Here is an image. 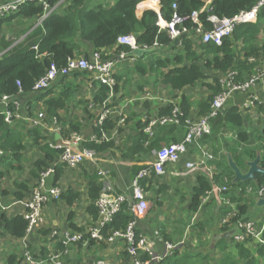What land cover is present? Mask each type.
<instances>
[{"label": "crops", "instance_id": "0c3cea01", "mask_svg": "<svg viewBox=\"0 0 264 264\" xmlns=\"http://www.w3.org/2000/svg\"><path fill=\"white\" fill-rule=\"evenodd\" d=\"M114 1L93 0L92 5L98 3L110 5ZM147 1H143L137 7L139 17L145 10L150 9L148 6L139 8L142 4H148ZM211 1L205 0V3L211 4ZM1 2L3 0H0ZM67 5V3L61 4L55 11L63 14ZM156 5L160 12V4L157 2ZM34 22L35 24L25 34H21L19 38L13 36L11 39H16V43L22 41L39 26L40 21ZM23 23L25 25L22 26L15 23V30H21L32 24L30 21ZM42 34L40 33L38 37ZM186 37L195 44L202 42V37L196 36L194 32L188 33ZM261 38L262 40L264 38V26ZM172 43L167 47H161L159 43L154 47H146L154 49L140 57L135 56L134 62L125 60L118 63L115 68L114 93L112 96L108 93L106 104L105 101L99 102L96 99L102 84L93 81L90 74L85 71H82L83 74H78L81 71H77L68 76L58 77L48 90L22 92L18 95L20 104L29 116L37 117L39 112H44L46 117L37 127L30 126L26 120L8 124L10 129L20 136L26 149L21 151L20 157H17L13 151L1 148L3 154L0 156V171L5 175L0 182V220L4 214L12 217L21 210L19 205L12 206L9 210L3 209L2 206H11L17 200L23 198L25 200L29 197V192L38 179L35 175V172H38L35 167L37 160L45 159L48 164L46 169L55 166V172L48 177L46 185L47 188L52 186L60 188L61 195L58 199L49 197L43 207L46 223L34 232L29 240L31 249L39 256L47 255L59 247L60 238L52 237L54 230L61 232L69 229L84 230L95 223L98 213L96 200L91 198V188L93 183L101 184L98 174L100 169L108 172L116 190L130 197L132 180L136 174L135 168L152 162L160 148L181 141L186 134L184 123L171 122L154 127L153 135H149L140 128V126L144 128L147 124L146 119L164 115L163 112L170 105L169 100L178 103L185 111L184 97H188L192 104L188 115L195 119L203 116L199 105L210 92L207 87L197 84L182 90H174L162 81V71L166 69L156 66L152 68V64L160 56L172 57L173 53L183 49V41L174 40ZM88 50L92 52L91 44H88ZM151 53L154 54L150 55ZM137 64L142 69H137ZM207 73L218 77L222 75L218 71ZM256 91L264 102L263 90L257 88ZM245 97L246 95L241 92L234 94L227 107L236 106L240 110ZM59 98H63L65 105L48 113V102ZM106 111H108L107 119H117L116 128L108 131L115 142L114 148L97 152L96 162L85 160L77 168L63 165L59 162L58 156L52 161L47 159L43 146L60 142L71 131L80 133L85 141L91 140V137L96 135L100 117ZM32 130L39 134V141L31 133ZM141 131L147 135V140L143 145H134ZM1 135L0 132V137ZM219 137L221 139L222 133ZM225 137L232 138V134L225 133ZM204 138L190 146L179 162L168 164L165 175H155L142 182L149 208L137 222L138 233L147 236L153 244L154 252L159 256L164 255L166 251L165 242L178 245L163 260L153 261L151 264H220L227 259V255L230 256L231 261H239V264H243L239 255L240 243L234 242L232 238V234L236 231L231 225L228 227L223 224L227 209L224 192L207 193L201 198L202 204L198 211L191 210L195 187L198 186V175L208 176L206 170L212 165L215 166V175L218 171L212 151L216 142L207 139L209 143L203 141ZM209 153L214 156V160L208 157ZM224 153L227 159L230 155L234 161L230 151L226 150ZM188 161L194 163V168H187ZM18 183H24L26 186L19 187ZM70 193L74 196H70ZM254 193L257 194L256 189ZM258 213L260 215L253 218L264 217V211ZM0 233L3 234L0 235V264H9L12 255L17 257L18 264H22L19 238L6 234L2 225H0ZM247 247L254 253L259 264H264V255H258L251 246L247 245ZM98 259L108 260L112 264H132L122 239L113 242L88 240L87 243L71 245L70 252L63 258L64 264H96Z\"/></svg>", "mask_w": 264, "mask_h": 264}, {"label": "trees", "instance_id": "16d2710c", "mask_svg": "<svg viewBox=\"0 0 264 264\" xmlns=\"http://www.w3.org/2000/svg\"><path fill=\"white\" fill-rule=\"evenodd\" d=\"M5 1L9 0H3V2ZM43 1L51 9L54 8L44 19L42 17L45 13V7L40 1L25 3L17 12L0 16V99L3 95L18 96L20 94L18 81L21 83L23 93L32 92L35 82L47 73L52 64L63 67L69 58L85 55L90 57L94 51H100L104 59H111L120 51H129L128 46L119 44L118 37L121 35L134 34L137 44L142 47H154L156 43H159L161 47L171 46L173 43L168 32L166 30L160 31L157 25L159 18L170 21L174 13L187 16L205 5V0H158L160 3L159 13L153 9H147L139 17L137 7L145 0H115L110 5L102 3L92 5L93 0ZM255 2L256 0H212L211 11L202 12L200 21L206 30L212 29L213 24L207 19L210 13L219 17H231L241 10L251 8ZM63 3L68 5L64 13L59 14L55 10ZM173 5H176V8ZM24 21H30L32 24L16 31L15 23L22 26L25 25V23L22 24ZM34 21H41V23L22 41L16 43L15 40L9 38V33L15 35L16 38L25 34L35 24ZM187 26H192L191 21H188ZM263 26L264 9L259 13L257 22L237 26L233 35L225 38L221 45H216L213 42L195 44L193 40L185 39L181 51L173 53L172 57L160 56L152 64V68L156 66V68L166 69V71H162V81L174 90H182L197 84L207 87L210 92L199 105L201 115H205L210 111L214 95L222 90L220 78L214 74L208 75L207 72L218 71L225 74L235 70L237 74L233 81L241 82L248 79L255 72L257 65L264 62V40L261 38ZM40 33L43 34L38 37ZM88 44L93 47L91 53L88 50ZM251 58L255 60L251 61ZM136 68L142 69L139 64L136 65ZM78 74L83 73L81 71ZM108 93L109 87L102 84L96 99L103 102L107 99ZM183 99V108L187 115L192 104L188 97ZM64 105L63 98L50 100L48 113ZM171 108L172 106L169 105L163 112L164 115L169 114ZM116 123L117 119H106L96 129V134L100 135L102 130L108 132L115 129ZM211 123L213 133L205 136L203 141L216 142L212 148L215 165L218 168L214 182L221 186H227L229 190L224 192V196L236 204V213L232 217L231 223L234 224L238 220H248L252 202V198L248 195V188L253 187L258 190L260 187H264V177L257 175L256 181H234V171L229 165L224 151H230L236 164L243 169L246 168L248 160L255 159L260 153L261 163L264 166V127L258 129L253 127L250 123V115L242 112L236 106L227 107L222 114L213 118ZM140 128L143 129V126ZM226 130H231L232 138L225 137ZM0 132L2 133L0 148L11 150L17 157H20L21 151L25 150L26 146L23 145L20 136L10 129L1 113ZM31 133L39 141L40 136L37 131L32 130ZM220 133H222L221 139ZM146 140L147 135L141 131L134 145H143ZM85 142V147L96 152L115 147L113 139ZM43 149L50 161L60 155L59 150L51 148L48 144H45ZM35 167L38 170L35 172L36 178H38L40 173L48 167V164L45 159L37 160ZM141 168L136 167L135 173ZM4 175L5 173L0 171V182ZM145 181L147 179L143 182ZM197 181L198 186L195 187V195L191 205L192 211H198L202 204L201 198L212 189L211 180L204 174L198 175ZM18 185L19 187L26 186L24 183H18ZM100 192L101 184L93 183L91 188L92 200H96ZM70 196H74V194L70 193ZM19 198L22 197L19 196ZM130 209L131 201L128 200L114 220L103 229L105 237L110 236L115 231L126 229L129 222L134 218ZM0 225L6 230V234L14 238H21L26 234L27 221L21 215L9 217L4 214L0 220ZM0 235L3 234L0 233ZM59 244L55 251L64 248L60 241ZM238 248L243 264H259L258 259L246 244L241 243ZM256 251L258 255H264L263 247ZM229 257L227 255V259L221 261L220 264H239V261H231ZM16 259L17 257L12 255L9 258V264H18Z\"/></svg>", "mask_w": 264, "mask_h": 264}, {"label": "built area", "instance_id": "2783aa9c", "mask_svg": "<svg viewBox=\"0 0 264 264\" xmlns=\"http://www.w3.org/2000/svg\"><path fill=\"white\" fill-rule=\"evenodd\" d=\"M33 1L43 2L45 13L42 19L51 13V8L43 0H9L0 3V16L15 13L22 5ZM147 2L150 9L159 13V9L156 5L157 2L159 3L158 0H149ZM173 7L176 8V5H173ZM263 9L264 0H256L251 8L241 10L231 17H219L214 13H210L207 19L213 24V28L206 30L200 21V14L204 11L210 12L211 7L210 4L205 3L202 8L193 11L187 16L174 13L170 21L160 17L157 25L160 31L166 30L168 32L172 42L174 40L182 42L187 38L186 35L188 33L194 32L196 36L202 37V42H213L216 45H221L225 38L233 35L237 26L257 22L258 15ZM188 21H191L192 26H187ZM118 42L121 45L128 46L129 51H120L111 59H104L100 51H94L89 58L85 56L69 58L66 65L63 67L52 64L47 73L35 82L33 91L40 92L48 90L58 77L68 76L76 71H85L90 74L93 81L96 80L101 84L107 85L109 87V96H112L116 85V65L125 60L134 62L135 55H130V52L136 48H146L137 44V39L134 34L121 35L118 37ZM157 44L158 43L155 45ZM254 60V58H251V61ZM260 64L262 65L257 67L255 72L248 79L241 82L233 81L234 76L237 74L235 70L222 74L219 77L222 90L214 95L209 113L198 119L192 118L188 114L186 115L181 106L172 100H169L172 106L169 114L146 119L147 124L144 126L143 130L149 135H153L154 127L166 125L171 122L184 123L186 134L181 141L160 148L156 153L155 159L152 162H148L135 174L132 180V194L130 197L124 192L116 190L108 172L100 169L98 174L100 176L102 188L99 197L95 201L98 212L95 223L86 227L84 231L69 229L61 232L59 230H54L52 236L59 237L64 248L58 251H51L44 256H39L30 247V236L38 229L42 228L46 223L43 215V207L49 197L58 199L61 195L60 188L56 186L47 188L46 185L48 177L55 172V166L42 171L35 185L30 190V195L27 199H19L11 206H2L5 210H9L12 206H21V210L17 211L15 215H21L27 221L26 234L19 238L22 248L21 263L64 264L63 258L70 252V246L77 245L81 242L87 243L88 240L113 242L114 240L122 239L125 242V250L132 264H151L153 261L158 262L173 252L178 245L165 242L166 251L164 255H157L154 252L152 242L149 241L147 236L137 232V222L146 214L149 208V201L142 186V182L155 175H165L167 172L166 166L168 164L179 162L181 156L189 150L190 146L197 144L205 136L211 135L213 131L211 120L225 111L228 102L234 94L241 92L246 95L244 102L240 106V110L244 113H247V110H253L258 103L262 102L256 91L257 88H260L264 92V62ZM17 83L20 88L19 93H21V83L20 81ZM0 106L2 107L0 113L4 115L7 124L11 125L21 120H26L29 122L30 126L37 127L45 121L46 114L44 112H39L37 117L29 116L16 95H3L0 99ZM107 113L108 111L100 117L99 126L107 119ZM105 139L110 140L112 138L109 136L108 132L103 130L100 135L96 134L91 137V140L96 142ZM84 142L85 139L80 133L71 131L61 139L60 142L54 144L50 143L49 145L60 151V163L71 168H77L85 160H92L94 162L97 160V152L84 147ZM2 154L3 150L0 148V156ZM208 157L214 160V156L211 153L208 154ZM186 165L189 169L194 168V163L190 161L186 162ZM214 169L215 166L212 165L206 170L208 174L207 177L212 182V189L207 193H223L229 190L227 186H221L214 182ZM248 190H252V187L248 188ZM257 195L259 199L264 198V187H260L257 190ZM128 200L131 201L130 212L134 217L133 220L129 222L125 230L115 231L110 236L105 237L103 229L114 220L115 216L123 209L124 204ZM226 205L227 211L223 218V224L228 227L231 225L235 229L236 232L232 234L234 242L246 244L255 250L262 247L264 248V217L259 221L255 220L256 218L250 217L248 220H238L233 224L231 223V219L236 213V204L226 198ZM96 264L112 263L105 259H99L96 261Z\"/></svg>", "mask_w": 264, "mask_h": 264}, {"label": "water", "instance_id": "95a60500", "mask_svg": "<svg viewBox=\"0 0 264 264\" xmlns=\"http://www.w3.org/2000/svg\"><path fill=\"white\" fill-rule=\"evenodd\" d=\"M154 48H136L130 52V55L135 56H142L144 53L152 51ZM85 57L89 58V55H85ZM228 161L231 166V168L234 171V181H256L257 175H260L264 177V166L261 163V155H258L253 160H248L246 162V168L242 169L240 168L231 158V156H228ZM258 206L264 207V198H260L258 200Z\"/></svg>", "mask_w": 264, "mask_h": 264}, {"label": "rangeland", "instance_id": "374dc122", "mask_svg": "<svg viewBox=\"0 0 264 264\" xmlns=\"http://www.w3.org/2000/svg\"><path fill=\"white\" fill-rule=\"evenodd\" d=\"M8 36L11 39L15 35L9 33ZM12 40L16 41V39H12ZM263 40H264V38H263ZM169 56H167V57H169ZM260 65H262V64L257 65V67H259ZM261 109H263V111ZM247 113L250 114V123L252 124L253 127H255L257 129L264 127V115H263V113H264V102L258 103L253 110H247ZM226 133L231 134V130H226ZM224 135H225V133H224ZM258 155H260V153ZM255 189H257V188L252 187V190H250L249 194H248L249 197L252 198L251 211H250V215L252 216L251 218L259 216L260 213H258V211H261V210L264 211V207L258 206L259 197L256 193H254ZM255 220L259 221L261 219H255ZM21 250H22V248H21Z\"/></svg>", "mask_w": 264, "mask_h": 264}, {"label": "bare ground", "instance_id": "6f19581e", "mask_svg": "<svg viewBox=\"0 0 264 264\" xmlns=\"http://www.w3.org/2000/svg\"><path fill=\"white\" fill-rule=\"evenodd\" d=\"M146 6H148V4L147 3H145V4H142L141 6H139V8H141V7H146Z\"/></svg>", "mask_w": 264, "mask_h": 264}, {"label": "clouds", "instance_id": "9594fccd", "mask_svg": "<svg viewBox=\"0 0 264 264\" xmlns=\"http://www.w3.org/2000/svg\"><path fill=\"white\" fill-rule=\"evenodd\" d=\"M141 3H142V2H141ZM141 3H140V4H141Z\"/></svg>", "mask_w": 264, "mask_h": 264}]
</instances>
